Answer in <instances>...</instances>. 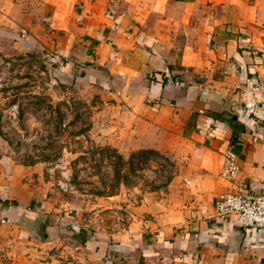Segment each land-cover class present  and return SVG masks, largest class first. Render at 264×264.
<instances>
[{
	"label": "crops",
	"instance_id": "obj_1",
	"mask_svg": "<svg viewBox=\"0 0 264 264\" xmlns=\"http://www.w3.org/2000/svg\"><path fill=\"white\" fill-rule=\"evenodd\" d=\"M16 31L26 32L18 46H34L40 32L63 54L64 72L81 68L80 79L126 102L107 143L169 152L180 167L174 191L193 175L214 193L205 206L195 199L156 217L130 243L123 232L86 230L87 249L58 235L71 229L47 211L28 213L12 178L0 188V264H264V231L215 214L218 198L244 184L264 193V0H0V32ZM228 151L241 162L232 182L220 176ZM41 221L43 239L34 234Z\"/></svg>",
	"mask_w": 264,
	"mask_h": 264
},
{
	"label": "rangeland",
	"instance_id": "obj_2",
	"mask_svg": "<svg viewBox=\"0 0 264 264\" xmlns=\"http://www.w3.org/2000/svg\"><path fill=\"white\" fill-rule=\"evenodd\" d=\"M25 34L0 32V188L13 178L28 213L47 211L41 215L54 226L79 237L123 232L126 243L158 216L211 202L210 188L198 190L200 177L183 175L173 190L180 167L169 152L124 153L107 143L126 102L80 79L81 68L64 72L63 54L42 45L40 32L34 46L16 45Z\"/></svg>",
	"mask_w": 264,
	"mask_h": 264
},
{
	"label": "built area",
	"instance_id": "obj_3",
	"mask_svg": "<svg viewBox=\"0 0 264 264\" xmlns=\"http://www.w3.org/2000/svg\"><path fill=\"white\" fill-rule=\"evenodd\" d=\"M240 171L239 157L233 151L226 152L222 162L221 178L229 182L235 181ZM242 186L241 190L223 194L218 198L215 203V214L221 219L236 216L243 229L264 231V193L257 194L249 190L247 184ZM62 241L67 246H74L70 239H62ZM79 249L81 247H75L74 250Z\"/></svg>",
	"mask_w": 264,
	"mask_h": 264
},
{
	"label": "trees",
	"instance_id": "obj_4",
	"mask_svg": "<svg viewBox=\"0 0 264 264\" xmlns=\"http://www.w3.org/2000/svg\"><path fill=\"white\" fill-rule=\"evenodd\" d=\"M58 233H59V235L69 236V237H72L74 239H77L79 241V243L87 249L91 248V245H90L91 243L93 244V242L87 241L86 237H78V235L74 231H71V230L58 229Z\"/></svg>",
	"mask_w": 264,
	"mask_h": 264
},
{
	"label": "water",
	"instance_id": "obj_5",
	"mask_svg": "<svg viewBox=\"0 0 264 264\" xmlns=\"http://www.w3.org/2000/svg\"><path fill=\"white\" fill-rule=\"evenodd\" d=\"M44 226H45V222L43 221L37 224L36 231L34 232V234L37 235L39 239L44 238Z\"/></svg>",
	"mask_w": 264,
	"mask_h": 264
}]
</instances>
